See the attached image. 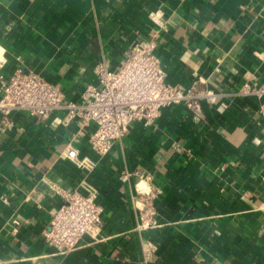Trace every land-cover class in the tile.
<instances>
[{"label":"crops","instance_id":"1","mask_svg":"<svg viewBox=\"0 0 264 264\" xmlns=\"http://www.w3.org/2000/svg\"><path fill=\"white\" fill-rule=\"evenodd\" d=\"M152 37L169 85L218 101L203 120L163 108L106 155L63 111L0 113V264H264V97L238 95L264 84V0H0V77L35 72L81 103L99 62ZM71 192L95 194L102 223L56 254L45 234Z\"/></svg>","mask_w":264,"mask_h":264},{"label":"built area","instance_id":"2","mask_svg":"<svg viewBox=\"0 0 264 264\" xmlns=\"http://www.w3.org/2000/svg\"><path fill=\"white\" fill-rule=\"evenodd\" d=\"M160 28L165 22L159 15L152 16ZM156 38L135 42L130 54L114 70L106 62L95 66L97 85L88 86L81 103L67 101L57 85L44 80L39 74L19 71L0 77V113L7 116L12 110L27 111L32 117L47 119L54 111H63L64 121L79 119L82 127L91 128L89 143L101 155H106L115 141L125 137L130 126L139 122L153 126L163 108L182 104L197 120L204 119L202 102L210 105L219 95L212 89L197 90L195 86L181 89L166 82V74L155 55ZM238 95L241 97H264V84H244ZM64 156L81 168H93L88 159H79L77 151L67 149ZM127 175L123 179H127ZM145 180L151 179L149 176ZM64 202L52 214L46 242L56 254L75 250L81 239L94 233L102 223L103 208L96 202L95 194L78 192L64 193ZM142 224L150 225L154 209L149 199Z\"/></svg>","mask_w":264,"mask_h":264}]
</instances>
